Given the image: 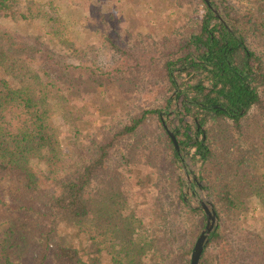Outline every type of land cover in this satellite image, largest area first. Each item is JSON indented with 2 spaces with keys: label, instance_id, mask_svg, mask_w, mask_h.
<instances>
[{
  "label": "trees",
  "instance_id": "1",
  "mask_svg": "<svg viewBox=\"0 0 264 264\" xmlns=\"http://www.w3.org/2000/svg\"><path fill=\"white\" fill-rule=\"evenodd\" d=\"M201 1L206 13L200 30L164 64L163 71L175 95L166 100L164 107L142 109L121 129L96 138L93 154L57 179L52 190L44 188L36 174L22 164L23 158L53 162L61 151L51 122L50 94L40 86L39 75L24 65L23 56H33V48L27 49L9 32L0 30V183L10 186L18 200L14 206L0 197V264H49L52 257L60 264H100L104 255L93 252L94 241L90 245L93 255L84 256L81 246L71 238L80 233L90 235L94 229L116 241L117 258L123 264H141L157 252L160 258L152 259L151 264H190L194 244L207 218L199 201L194 200L199 190L197 182L187 185L178 173L180 168L185 170L183 154L201 164L202 175L197 181L202 189L214 190L217 218L220 212L231 218L240 216L248 198L264 203V151L256 144L248 145L251 137L242 123L253 109L264 110V60L249 47L246 28L248 23L255 30L264 28V9L258 12L263 20L246 16L245 24L242 14L227 0H211L213 9ZM17 4V0H0V18L32 21L24 14L19 19ZM30 26L37 30V24ZM119 45H114L115 50L124 52ZM67 68L63 83L72 97L87 96L105 86V80L92 70L75 74V67ZM131 86L126 80L124 88ZM171 113L179 118L177 127L169 121ZM153 115L162 121L169 150L165 160L169 158L172 167L168 177L172 204L175 208L183 206L187 218L194 220L191 245L184 243L173 261L168 260L167 246L178 235L164 225L163 230L159 229L161 220L156 219L157 243H161L155 250L150 236L156 228L149 227L136 211L130 210L128 194L122 188L124 175H113L109 169L113 150L136 137ZM163 117H168L167 126L176 135L180 152L175 149ZM137 155L145 164L153 165L148 152H140L139 147L124 156L126 165ZM186 169L184 176L191 175ZM186 188L192 191L190 199L185 197ZM160 217L166 220L164 213ZM66 227L73 231L70 237ZM30 249L35 256L25 263ZM261 252L264 260V249ZM254 255L257 253L252 248L242 251L234 246L227 229L217 223L199 264H245L246 260L251 264Z\"/></svg>",
  "mask_w": 264,
  "mask_h": 264
},
{
  "label": "rangeland",
  "instance_id": "2",
  "mask_svg": "<svg viewBox=\"0 0 264 264\" xmlns=\"http://www.w3.org/2000/svg\"><path fill=\"white\" fill-rule=\"evenodd\" d=\"M17 1L19 19L24 14L32 21L0 18V30L9 32L27 49L33 48V56H23L24 65L31 73L39 75L40 86L50 94L51 122L61 142V151L55 161L23 158L22 164L36 174L44 188L52 190L57 179L65 177L83 158L93 154L96 138L121 129L142 109L164 107L166 100L175 95L163 71L164 64L174 57L173 53L180 51L192 34L198 33L206 11L201 0ZM227 3L234 5L239 15L242 14L245 24L248 18L254 20L256 17L258 22L263 18L258 12L260 8L264 9V0H227ZM31 23L37 24V30L30 26ZM246 28L249 29V47L264 60V28L252 29L250 23ZM114 45L125 51L117 52ZM68 66L76 68L75 74L85 70L96 72L105 80V86L87 96L72 97L63 83V78L68 76ZM126 80L132 84L130 89L124 88ZM261 93L264 95L263 87ZM162 119L167 124L168 117ZM178 119L174 113L169 116V121L174 122L173 127L180 124ZM242 123L251 137L248 145L256 144L264 151V110L253 109ZM162 125L157 115L151 116L136 137L123 141L113 150L109 169L113 175H124L122 188L128 194L130 210L136 211L138 218L154 228L159 218V229L163 230L164 225L166 230L175 231L178 235L175 242L167 246L168 260L173 261L175 254L180 255L179 249L184 243L191 245L195 232L192 230L194 220L187 218L185 208H175L171 201L168 177L172 167L168 163L169 158L165 160L169 150ZM134 147H139L142 153L147 151L153 165L145 164L143 157L138 155L130 165H126L124 156L130 154ZM191 168L196 178L202 175L201 164L194 159ZM178 173L188 183L183 168ZM184 194L190 199L188 188ZM0 197L9 205H18L14 191L4 182L0 183ZM198 199L209 200L217 213L214 190L201 189L194 197L195 201ZM161 213L166 215V220L161 219ZM217 223L227 229L234 246L242 251L246 248L256 251L251 264H264L261 257L264 249V203L248 198L240 216L231 218L220 212ZM157 229L150 238L158 251L161 241L157 243ZM65 230L70 237L72 229L66 227ZM71 238L81 246L84 256L93 255L90 245L94 241L96 248L93 252L104 255L100 264H123L117 258L119 245L116 241L95 229L90 235L80 233ZM31 256H35L32 249L24 262L29 263ZM159 258V252L150 254L141 264H151L152 259L157 261ZM49 264L60 263L52 257ZM245 264H248L247 260Z\"/></svg>",
  "mask_w": 264,
  "mask_h": 264
},
{
  "label": "water",
  "instance_id": "3",
  "mask_svg": "<svg viewBox=\"0 0 264 264\" xmlns=\"http://www.w3.org/2000/svg\"><path fill=\"white\" fill-rule=\"evenodd\" d=\"M205 1L208 4V6L213 9L212 1L211 0H205ZM214 11H215L217 17H219L226 25H228V21L224 20L223 17L216 10H214ZM163 123H164L165 128L168 131L169 136L171 137V139L173 141V144L175 146L176 151L180 152V145H179V142L176 138V135L174 134L173 131H171L168 128V126L165 122H163ZM181 156H182L184 166H185L184 169L187 170L186 168H188L191 172V175L186 174V178L188 180L187 184L190 185L191 181H196L198 186H199L198 192H200L202 189V185L197 181V178L195 177L194 169L191 168V161L186 157L185 154H183ZM197 201H199L200 208L206 214L207 223H206V227L201 232V234H200L199 238L197 239L196 244L193 248L190 264H199L200 263V260H201V257L203 255V252L206 248L208 239L212 235L213 231L215 230V228L217 226V213H216L214 207L210 204L209 200L198 199Z\"/></svg>",
  "mask_w": 264,
  "mask_h": 264
},
{
  "label": "flooded vegetation",
  "instance_id": "4",
  "mask_svg": "<svg viewBox=\"0 0 264 264\" xmlns=\"http://www.w3.org/2000/svg\"><path fill=\"white\" fill-rule=\"evenodd\" d=\"M189 192H190V194H192V191L191 190H189ZM193 195H194V193H193ZM195 197V196H194Z\"/></svg>",
  "mask_w": 264,
  "mask_h": 264
}]
</instances>
